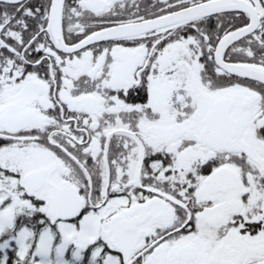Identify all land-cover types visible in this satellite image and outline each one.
Returning <instances> with one entry per match:
<instances>
[{"label":"snow or ice","instance_id":"obj_1","mask_svg":"<svg viewBox=\"0 0 264 264\" xmlns=\"http://www.w3.org/2000/svg\"><path fill=\"white\" fill-rule=\"evenodd\" d=\"M0 264H264V0H0Z\"/></svg>","mask_w":264,"mask_h":264}]
</instances>
